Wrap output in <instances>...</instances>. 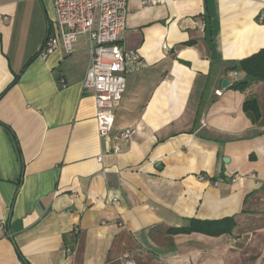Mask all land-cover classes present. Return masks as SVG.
<instances>
[{
  "label": "crops",
  "instance_id": "obj_1",
  "mask_svg": "<svg viewBox=\"0 0 264 264\" xmlns=\"http://www.w3.org/2000/svg\"><path fill=\"white\" fill-rule=\"evenodd\" d=\"M55 19L53 0H0V264H264V82L226 71L264 49V0H128L124 46L148 66L118 141L84 89L89 38L39 56ZM230 217V235L171 233Z\"/></svg>",
  "mask_w": 264,
  "mask_h": 264
},
{
  "label": "built area",
  "instance_id": "obj_2",
  "mask_svg": "<svg viewBox=\"0 0 264 264\" xmlns=\"http://www.w3.org/2000/svg\"><path fill=\"white\" fill-rule=\"evenodd\" d=\"M53 3L56 19L49 24L39 56L47 60L56 50L71 54L78 40L88 37L91 56L83 85L94 93L99 135L115 141L131 139L136 133L134 127L112 135L116 104L124 97L127 77L148 66L137 51L124 46L128 0H53ZM111 204L118 206L119 201L114 199Z\"/></svg>",
  "mask_w": 264,
  "mask_h": 264
},
{
  "label": "trees",
  "instance_id": "obj_3",
  "mask_svg": "<svg viewBox=\"0 0 264 264\" xmlns=\"http://www.w3.org/2000/svg\"><path fill=\"white\" fill-rule=\"evenodd\" d=\"M227 73H244L245 79L235 82L232 88L238 91H245L255 83L264 82V49L259 53L232 63L227 68ZM244 112L250 117L253 123H259L262 119L260 107L256 98L246 100L243 106ZM235 217L225 218L217 221L191 220L189 225L180 229H173L171 233H201L213 237L230 235L236 227Z\"/></svg>",
  "mask_w": 264,
  "mask_h": 264
},
{
  "label": "water",
  "instance_id": "obj_4",
  "mask_svg": "<svg viewBox=\"0 0 264 264\" xmlns=\"http://www.w3.org/2000/svg\"><path fill=\"white\" fill-rule=\"evenodd\" d=\"M229 85L230 84H229V82L227 80H224L223 83H222V87L223 88H227V87H229Z\"/></svg>",
  "mask_w": 264,
  "mask_h": 264
}]
</instances>
